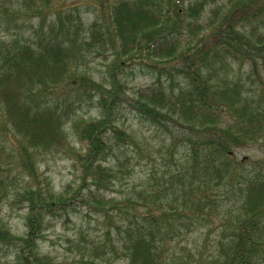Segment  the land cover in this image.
I'll return each mask as SVG.
<instances>
[{
	"label": "trees",
	"instance_id": "trees-1",
	"mask_svg": "<svg viewBox=\"0 0 264 264\" xmlns=\"http://www.w3.org/2000/svg\"><path fill=\"white\" fill-rule=\"evenodd\" d=\"M16 3L40 10L35 0H0V16L11 15ZM230 3L215 30L198 36L209 27L202 22L208 0L117 1L111 16L122 55L148 53L187 70L185 84L159 78L137 89L133 103L116 84L104 86L80 68L93 52L109 49L97 21L85 27L80 16L62 15L61 9L48 32L0 37V209L10 201L25 210L22 235L0 214V250H14V264H57L41 252L40 240L52 219L78 207L108 224L103 240L84 246L82 252L94 257L119 256L124 264H264V157L237 155L264 146V100L249 93L241 78L226 74L236 61L251 60L256 67L254 50L261 52L264 69V29L253 23L264 20V0ZM220 10L215 8V17ZM143 62L142 57L138 63ZM95 97L99 116L76 119V109ZM125 107H135L153 123L167 120L203 135L172 136V146L187 144L177 168L165 175L169 185L113 200L107 197L118 178L112 162L119 143L137 144L119 124ZM69 123L80 149L69 145ZM61 150L80 171V184L58 193L40 180L39 160ZM162 197L165 202L154 199ZM215 218L221 229L210 260L204 250L176 256L177 232L190 227L210 232Z\"/></svg>",
	"mask_w": 264,
	"mask_h": 264
},
{
	"label": "rangeland",
	"instance_id": "rangeland-1",
	"mask_svg": "<svg viewBox=\"0 0 264 264\" xmlns=\"http://www.w3.org/2000/svg\"><path fill=\"white\" fill-rule=\"evenodd\" d=\"M47 1L46 3V0H35V5L40 8L38 13L29 9L34 8L33 3H30V6L20 4L23 1L16 3L17 8L12 10L11 15L0 16V37L6 40L32 38L36 31L48 32L50 24L58 20L56 14L58 10L64 9L61 11L62 15L73 14L74 18L77 15L80 16L85 27H89L96 21L102 25L106 33L108 51L106 53L93 52L80 68L86 72V75L104 86L116 84L122 91V96L131 101L130 103H133L131 99L135 97L137 89L151 85L159 78L167 84L174 83L176 86L188 82L186 66L181 63L165 59L159 60L151 57L148 53L145 56L141 52L129 56L120 53L111 16L112 8L118 0ZM230 5V0H208L202 22L209 27L203 32L198 31L196 35L212 33L220 22L221 17L219 16L228 13ZM217 7L222 10L215 17L214 10ZM253 23L257 28L259 25L261 29H264V20H257ZM234 25L236 31H243L240 22H236ZM252 53L257 62L256 67H253L251 60H246L243 63L236 61L226 69V74L241 78L242 84L245 85V89L249 93L255 92L264 100V69L262 60L259 58L261 52L254 50ZM142 57L145 62L138 63ZM121 62L123 65L119 66ZM97 96L99 97L100 93ZM75 113L76 119L98 117L100 111L97 98L86 101L82 108L76 109ZM163 122L165 125L153 123L148 116L135 107H125L119 124L133 133L137 144L119 143L120 150L112 162L118 170V178L114 188L108 194V199L124 200L127 196L136 198L146 189L151 191L156 187L164 186V184L169 185V178L165 175L177 168V160L184 154L187 144V141L182 140L172 146V136L196 138L198 135H203L192 133L167 120ZM67 130L69 145L80 149L81 143L70 123L67 125ZM237 155L239 157L248 155L259 159L264 157V146L254 145L244 148L238 150ZM39 163L41 167L40 180H45L58 193L65 191L68 184L78 188L80 171L66 150L44 155ZM69 194L71 195L72 192ZM154 199L165 202L163 197ZM0 214L15 234L25 233V210L21 208L20 204L16 205L7 201L1 206ZM214 220L210 225V232L208 227L183 228L182 231L177 232L178 235L175 236L172 243L173 249L177 250L176 256L181 255L184 250L194 253L204 250L203 256L210 260L221 229L220 220L218 218ZM107 228L106 219L94 211H88L82 207L75 210L69 209L68 212H61L51 220L44 237L40 240L39 247L42 253L49 254L57 264H124L123 259H118L119 256L107 260L100 256L94 257L91 253L88 254L89 251L82 252L84 246L90 248L93 244L103 240ZM13 251L0 250V264H14Z\"/></svg>",
	"mask_w": 264,
	"mask_h": 264
}]
</instances>
